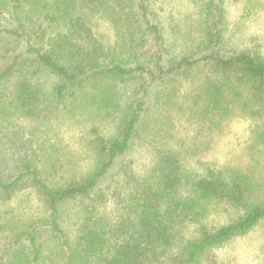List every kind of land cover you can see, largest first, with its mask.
<instances>
[{
    "label": "trees",
    "instance_id": "trees-1",
    "mask_svg": "<svg viewBox=\"0 0 264 264\" xmlns=\"http://www.w3.org/2000/svg\"><path fill=\"white\" fill-rule=\"evenodd\" d=\"M187 1L194 15L167 31L153 0H0V264H220L264 223L258 166L195 167L200 142L174 121L211 134L239 114L262 148L264 50L231 42L226 0ZM83 96L115 128L79 136L88 170L57 166L18 118L43 125ZM137 144L151 147L140 174L126 160ZM24 191L40 213L17 219L2 208Z\"/></svg>",
    "mask_w": 264,
    "mask_h": 264
},
{
    "label": "rangeland",
    "instance_id": "rangeland-1",
    "mask_svg": "<svg viewBox=\"0 0 264 264\" xmlns=\"http://www.w3.org/2000/svg\"><path fill=\"white\" fill-rule=\"evenodd\" d=\"M153 5L167 31L177 24L173 22L174 18L181 19L189 13L191 17L193 14L191 4L187 0H153ZM226 7L231 42L242 48L261 44L264 50V0H226ZM97 15L93 20L95 31L104 41H112L113 29L108 20ZM44 87L48 90L50 83L47 82ZM185 91L186 88H183V92ZM183 118L181 116L174 118L176 130L185 135L187 143L190 142L189 136H197L196 140L200 142L197 155L191 157L195 167H203L204 163L217 166H258L259 177L264 184V146L263 149L253 147L249 120L239 114L233 115L223 121L219 130L211 134L206 131L196 134L197 129L189 127V123ZM18 119L19 124L34 132L37 144L46 154L52 153L61 160L56 163L57 166L81 167L82 170H88L92 166V156L89 150L82 147L79 136L94 125L105 134L112 133L115 128V121L101 116L95 104L84 96L74 100V103L64 108L59 116L43 125H35L36 122L30 119ZM150 150V145L137 144L126 157V160H131L139 174L148 168L151 160ZM40 208L35 194L24 191L15 195L2 209L12 211L17 219H25L37 216ZM100 211L114 222L119 208L110 200ZM212 216L214 218L211 220L216 224L226 221V215ZM217 258L220 264H264V223L217 250Z\"/></svg>",
    "mask_w": 264,
    "mask_h": 264
}]
</instances>
